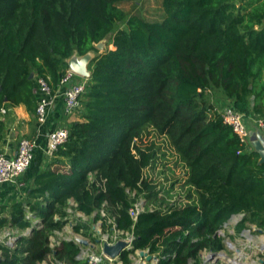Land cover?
Wrapping results in <instances>:
<instances>
[{
	"label": "trees",
	"instance_id": "trees-1",
	"mask_svg": "<svg viewBox=\"0 0 264 264\" xmlns=\"http://www.w3.org/2000/svg\"><path fill=\"white\" fill-rule=\"evenodd\" d=\"M126 1L0 0V115L21 104L36 108L37 77L56 89L74 55L98 52L106 39L114 47L90 61L82 120L68 124L67 140L35 177L26 204L41 223L15 246L0 245L1 264L49 257L86 264L75 241L51 246L70 208L102 220L104 230L116 223L133 231L134 249H149L158 264L198 263L202 250L221 248L217 231L234 214L264 225L260 153L215 105L218 98L221 107L264 116V0H161L160 21L127 14ZM4 126L0 119V139ZM148 128L170 138L197 199L166 211L146 207L134 223L129 208L154 191L144 178L154 146L133 144ZM14 209V224L31 226L23 204Z\"/></svg>",
	"mask_w": 264,
	"mask_h": 264
},
{
	"label": "crops",
	"instance_id": "crops-1",
	"mask_svg": "<svg viewBox=\"0 0 264 264\" xmlns=\"http://www.w3.org/2000/svg\"><path fill=\"white\" fill-rule=\"evenodd\" d=\"M107 40V39H106ZM104 46L99 48V51H91L92 59L105 49L114 48L110 43L109 47L105 42ZM78 56L77 60H81ZM91 59V60H92ZM90 60V61H91ZM90 61L87 64L89 68ZM1 121L4 122V132L0 139V151L7 156H13L19 146L22 138L35 140L37 148L35 158L31 166L25 173L14 183H4L0 189V245L15 246L18 239L23 236L32 234V228L42 219L36 217L30 211L29 205L26 204L28 195L35 183L37 173L51 165L52 156L46 152L48 144V134L57 127L65 126L72 121L82 120L80 113L66 115L64 113V100L61 95L55 99V104L49 110L47 121L40 125L36 118V108L30 111L26 105L21 104L2 112L0 115ZM251 131H256L255 126H251ZM252 146V145H251ZM22 203L25 211V218L31 222V226L20 228L14 224V208ZM72 204L75 206V202ZM71 215L67 219V223L62 229L56 230L51 236V246L56 248L63 241H75L80 253L78 258L86 261L87 255L92 252H102L101 245L96 243L97 239H105L108 237L111 243L117 241H129L132 232L119 229L116 223L110 231L104 230L102 220L93 222L91 216L70 208ZM109 213V212H108ZM226 221L217 231V236L221 240L222 247L214 251H220L219 258L211 257V250H202L199 254L198 263L192 259L188 264H228L229 260L235 259L237 264H261L260 260H264V225H261L262 219L254 218L249 213L234 214ZM4 220V223L2 221ZM38 222V223H37ZM91 222V229L87 233L76 232L74 226L78 223ZM243 222V224H241ZM101 229V232H100ZM82 236L95 244V247L85 246L77 242L76 238ZM149 251V249H127L124 255L115 258L114 264H158L160 257L156 254L157 259L148 260L146 256L141 255V251ZM239 250V251H238ZM0 256L3 258V252L0 248ZM2 262V261H1ZM0 262V264H1ZM41 264H64L49 257Z\"/></svg>",
	"mask_w": 264,
	"mask_h": 264
},
{
	"label": "built area",
	"instance_id": "built-area-1",
	"mask_svg": "<svg viewBox=\"0 0 264 264\" xmlns=\"http://www.w3.org/2000/svg\"><path fill=\"white\" fill-rule=\"evenodd\" d=\"M88 79V77L79 74L69 66L65 69L56 89L53 88L52 84L47 79L37 77V122L42 125L47 121L49 110L55 104V99L58 95L63 97L64 113L66 115L80 113L82 108V97L86 93ZM2 112H5V109H2ZM218 112L221 114L224 123L231 126L233 132L248 146H253L251 126H255L256 130L259 129L264 133V116H247L235 109L232 104L221 107ZM68 135L69 129L65 126L57 127L52 130L48 134L47 154L53 156L59 146L65 143ZM36 148L37 143L35 140L22 138L13 156H7L0 151V189L4 183L16 182L23 173L26 172L35 158ZM145 209V201L142 198L129 208V215L134 223L138 221L140 214L144 212ZM150 210L154 209L150 208ZM69 212H71L70 209ZM101 214L106 216V210L102 209ZM135 237L132 231L129 241H127V248L129 250L134 249ZM105 240L109 241L108 238H105ZM113 261L114 259L103 252L92 251L86 257V264H114Z\"/></svg>",
	"mask_w": 264,
	"mask_h": 264
},
{
	"label": "rangeland",
	"instance_id": "rangeland-1",
	"mask_svg": "<svg viewBox=\"0 0 264 264\" xmlns=\"http://www.w3.org/2000/svg\"><path fill=\"white\" fill-rule=\"evenodd\" d=\"M122 6L127 14L139 15L149 21H160L164 15L161 0H130ZM123 26V22L118 25V27ZM103 42L109 47V39ZM222 103L220 99H215L217 110L221 108ZM134 143L143 149H147L151 144L154 146L155 156L151 164L144 168V178L154 187L152 196L142 198L147 208L166 211L197 199L191 186L186 182L188 173L186 163L168 136L160 135L148 128L142 138L133 139ZM250 147L254 149L253 146ZM191 194L194 197L191 198Z\"/></svg>",
	"mask_w": 264,
	"mask_h": 264
},
{
	"label": "water",
	"instance_id": "water-1",
	"mask_svg": "<svg viewBox=\"0 0 264 264\" xmlns=\"http://www.w3.org/2000/svg\"><path fill=\"white\" fill-rule=\"evenodd\" d=\"M104 46L103 41L97 44V47L101 48ZM79 55H74L68 62V66L78 72L79 74L85 76V77H90L91 75V70L87 68L88 62L92 59V54L91 52L87 53L86 55L81 56V60H77ZM95 57V56H94ZM34 77V75H32ZM251 136H252V144L254 146V149L260 153V163H264V133L261 132L259 129L256 131H251ZM235 216V215H233ZM33 231V228H32ZM108 238V237H107ZM77 242H79L82 245L85 246H90V247H95V244L90 242L88 239L79 236L76 238ZM96 243L101 245V250L103 253L108 255L110 258L115 259L120 257L124 251H126L127 248V242L126 241H117L115 243H110L109 241L105 240L104 238L102 239H97ZM239 251V250H238ZM220 251H214L211 252V257L212 258H219L220 257ZM141 255L146 256L148 260L151 259H157V256H153L149 253V251L142 250ZM235 259L229 260L228 264H236ZM2 261V258L0 256V262ZM261 264H264V260H260Z\"/></svg>",
	"mask_w": 264,
	"mask_h": 264
},
{
	"label": "bare ground",
	"instance_id": "bare-ground-1",
	"mask_svg": "<svg viewBox=\"0 0 264 264\" xmlns=\"http://www.w3.org/2000/svg\"><path fill=\"white\" fill-rule=\"evenodd\" d=\"M237 264V263H236Z\"/></svg>",
	"mask_w": 264,
	"mask_h": 264
}]
</instances>
